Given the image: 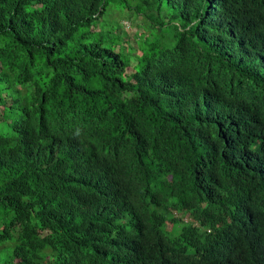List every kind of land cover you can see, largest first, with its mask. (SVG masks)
Masks as SVG:
<instances>
[{
    "label": "trees",
    "instance_id": "trees-1",
    "mask_svg": "<svg viewBox=\"0 0 264 264\" xmlns=\"http://www.w3.org/2000/svg\"><path fill=\"white\" fill-rule=\"evenodd\" d=\"M0 264H264V0H0Z\"/></svg>",
    "mask_w": 264,
    "mask_h": 264
},
{
    "label": "rangeland",
    "instance_id": "rangeland-1",
    "mask_svg": "<svg viewBox=\"0 0 264 264\" xmlns=\"http://www.w3.org/2000/svg\"><path fill=\"white\" fill-rule=\"evenodd\" d=\"M109 21H115V22H119V25L123 26L125 30H130L132 31V29L134 28H130L133 27L136 23H139V20L129 17V15L124 14L121 15L117 12H114L110 17H109ZM176 217H180L183 219V221H187L188 218H186L184 215L182 214H175ZM163 230H167L169 228H173L172 225H169L168 222L166 221V223L164 224V226L162 227ZM179 228V227H178Z\"/></svg>",
    "mask_w": 264,
    "mask_h": 264
}]
</instances>
